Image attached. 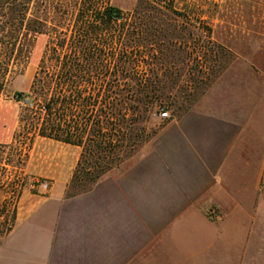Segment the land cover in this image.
<instances>
[{
	"label": "crops",
	"instance_id": "crops-1",
	"mask_svg": "<svg viewBox=\"0 0 264 264\" xmlns=\"http://www.w3.org/2000/svg\"><path fill=\"white\" fill-rule=\"evenodd\" d=\"M261 43L124 171L72 197L24 192L0 264H264Z\"/></svg>",
	"mask_w": 264,
	"mask_h": 264
},
{
	"label": "trees",
	"instance_id": "trees-1",
	"mask_svg": "<svg viewBox=\"0 0 264 264\" xmlns=\"http://www.w3.org/2000/svg\"><path fill=\"white\" fill-rule=\"evenodd\" d=\"M183 20L176 0H137L129 12L109 0H0V100L37 37L48 38L29 89L14 94L22 104L18 130L0 145V239L14 225L25 150L36 138L79 150L67 190L86 193L189 110L173 117L164 102L174 101L176 74L191 57L206 71L197 83L202 94L222 75L230 52L212 41L210 28L185 32ZM155 114L163 124L150 135ZM7 167L18 169L12 178Z\"/></svg>",
	"mask_w": 264,
	"mask_h": 264
},
{
	"label": "rangeland",
	"instance_id": "rangeland-1",
	"mask_svg": "<svg viewBox=\"0 0 264 264\" xmlns=\"http://www.w3.org/2000/svg\"><path fill=\"white\" fill-rule=\"evenodd\" d=\"M109 3L123 12H129L135 7L137 0H109ZM176 3L187 17V20H183L186 26L185 32L194 31L196 34L203 35L206 28H210L212 41L230 52L232 59L229 60L225 71L237 62V58L249 57L254 61L262 60L261 50H255L261 47V40L264 39V0H176ZM47 42L46 36L37 37L28 64L23 72L13 80L6 96L0 100V145H9L18 130L22 104L14 99V94L25 93L29 89ZM192 59L193 57L190 58L188 67L176 74L178 84L172 93L175 97L174 101L171 104L164 102L168 113L173 117L186 109H191L218 80L214 81L202 94V89L197 87V83L206 77V71L204 72L199 67L195 69L196 62ZM202 61H199L200 65ZM212 61L211 58L207 63L208 66L214 64ZM162 124L163 121L159 119L158 114L152 115L147 124V132L150 135L155 133ZM148 144L141 146L132 157L110 173H119L130 167L146 152ZM25 152L27 160L21 167L24 181L22 194L24 192H47L55 186L65 187L63 196L68 197L67 187L78 159L79 150L54 141L36 138L27 146ZM7 168L9 178L16 175L15 172L18 169Z\"/></svg>",
	"mask_w": 264,
	"mask_h": 264
},
{
	"label": "built area",
	"instance_id": "built-area-1",
	"mask_svg": "<svg viewBox=\"0 0 264 264\" xmlns=\"http://www.w3.org/2000/svg\"><path fill=\"white\" fill-rule=\"evenodd\" d=\"M160 117L162 119H167L168 118V113L166 111L160 110Z\"/></svg>",
	"mask_w": 264,
	"mask_h": 264
}]
</instances>
